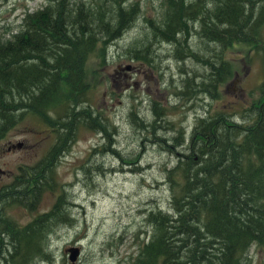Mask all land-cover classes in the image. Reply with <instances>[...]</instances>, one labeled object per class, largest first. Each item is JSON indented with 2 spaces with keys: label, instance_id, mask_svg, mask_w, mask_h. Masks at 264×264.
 Wrapping results in <instances>:
<instances>
[{
  "label": "trees",
  "instance_id": "trees-1",
  "mask_svg": "<svg viewBox=\"0 0 264 264\" xmlns=\"http://www.w3.org/2000/svg\"><path fill=\"white\" fill-rule=\"evenodd\" d=\"M166 1L160 23L151 25V37L175 47L180 61L205 63L209 75L201 78L197 92L214 96L232 68L222 51L213 52L215 61L192 51L193 35L214 50L243 44L264 57V0ZM125 3L111 0L86 9L71 0H51L24 15L19 32L0 43V140L26 110L58 137L46 162L27 172L21 168L14 183L0 188V264L49 261L42 233L64 217L60 198L50 211L24 225L7 217L5 208L16 204L31 212L46 189L56 188L50 181L51 163L63 139L68 142L73 110L88 89L84 64L98 44L108 46L132 26L138 6ZM151 54L149 48L133 50V58L145 63L151 62ZM260 92L264 99V79ZM243 114L241 124L223 112L198 118L186 153L165 170L171 211L147 213L151 236L129 264H249V248L264 247V101L260 110ZM80 119L84 122L78 114L74 121Z\"/></svg>",
  "mask_w": 264,
  "mask_h": 264
},
{
  "label": "rangeland",
  "instance_id": "rangeland-1",
  "mask_svg": "<svg viewBox=\"0 0 264 264\" xmlns=\"http://www.w3.org/2000/svg\"><path fill=\"white\" fill-rule=\"evenodd\" d=\"M49 1L0 0V43L19 32L24 15ZM110 1L71 0L86 9ZM166 2L126 0V7L138 6L132 26L108 46L98 44L84 64L88 89L73 110L68 142L63 139V150L51 163L49 176L56 188L46 189L31 212L16 204L5 208L7 217L24 225L50 211L60 198L64 217L42 233L48 241L49 261L42 258L36 264H129L138 246L151 236L147 213L171 211L165 170L186 153L198 118L223 112L241 124L246 120L244 110L262 108L263 53L243 44L214 50L193 35L192 51L212 61L213 52L222 51L232 68L214 96L197 92L201 78L209 75L205 63L180 61L175 47L151 37V25L160 23ZM144 48L152 50L150 63L133 58V50ZM208 48L210 54L204 53ZM78 114L84 122L74 121ZM57 138L48 124L30 111L23 112L0 140V188L14 183L21 168L27 172L46 162ZM70 250L78 251L74 262ZM246 258L249 264H264V247L252 245Z\"/></svg>",
  "mask_w": 264,
  "mask_h": 264
},
{
  "label": "water",
  "instance_id": "water-1",
  "mask_svg": "<svg viewBox=\"0 0 264 264\" xmlns=\"http://www.w3.org/2000/svg\"><path fill=\"white\" fill-rule=\"evenodd\" d=\"M77 255H78L77 250H70V256H69L70 261L74 262L76 260Z\"/></svg>",
  "mask_w": 264,
  "mask_h": 264
},
{
  "label": "bare ground",
  "instance_id": "bare-ground-1",
  "mask_svg": "<svg viewBox=\"0 0 264 264\" xmlns=\"http://www.w3.org/2000/svg\"><path fill=\"white\" fill-rule=\"evenodd\" d=\"M90 81V80H89Z\"/></svg>",
  "mask_w": 264,
  "mask_h": 264
}]
</instances>
